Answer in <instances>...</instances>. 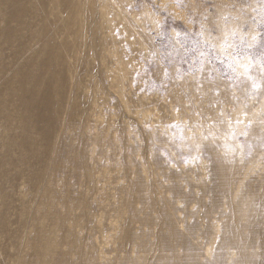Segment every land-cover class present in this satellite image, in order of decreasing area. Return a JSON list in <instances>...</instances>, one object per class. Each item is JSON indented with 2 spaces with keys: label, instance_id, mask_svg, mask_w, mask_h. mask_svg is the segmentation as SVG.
<instances>
[{
  "label": "rangeland",
  "instance_id": "374dc122",
  "mask_svg": "<svg viewBox=\"0 0 264 264\" xmlns=\"http://www.w3.org/2000/svg\"><path fill=\"white\" fill-rule=\"evenodd\" d=\"M0 264H264V0H0Z\"/></svg>",
  "mask_w": 264,
  "mask_h": 264
},
{
  "label": "snow or ice",
  "instance_id": "6c2138e0",
  "mask_svg": "<svg viewBox=\"0 0 264 264\" xmlns=\"http://www.w3.org/2000/svg\"><path fill=\"white\" fill-rule=\"evenodd\" d=\"M256 85L255 84H253V87H255Z\"/></svg>",
  "mask_w": 264,
  "mask_h": 264
}]
</instances>
